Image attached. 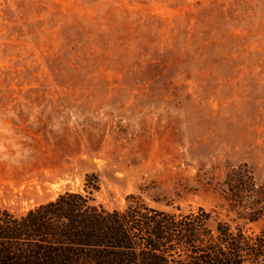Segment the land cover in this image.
I'll list each match as a JSON object with an SVG mask.
<instances>
[{
	"label": "rangeland",
	"instance_id": "obj_1",
	"mask_svg": "<svg viewBox=\"0 0 264 264\" xmlns=\"http://www.w3.org/2000/svg\"><path fill=\"white\" fill-rule=\"evenodd\" d=\"M242 163L264 182V0H0V209L138 194L264 236L222 198Z\"/></svg>",
	"mask_w": 264,
	"mask_h": 264
},
{
	"label": "trees",
	"instance_id": "obj_2",
	"mask_svg": "<svg viewBox=\"0 0 264 264\" xmlns=\"http://www.w3.org/2000/svg\"><path fill=\"white\" fill-rule=\"evenodd\" d=\"M223 185L236 217L250 223L263 216L264 182L250 166L230 167ZM210 218L203 207L164 210L138 194L108 210L64 191L20 216L0 209V264H259L262 234L222 219L212 227Z\"/></svg>",
	"mask_w": 264,
	"mask_h": 264
}]
</instances>
